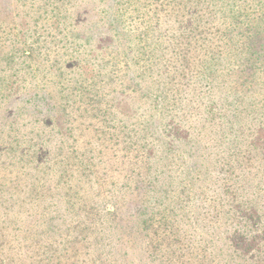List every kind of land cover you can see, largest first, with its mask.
<instances>
[{
    "label": "rangeland",
    "instance_id": "374dc122",
    "mask_svg": "<svg viewBox=\"0 0 264 264\" xmlns=\"http://www.w3.org/2000/svg\"><path fill=\"white\" fill-rule=\"evenodd\" d=\"M89 1L74 8L71 22L87 48L128 63L104 87L116 90L109 91L116 120L119 108L131 118L130 130H140L141 143L152 147L148 169L138 175L130 163L104 169L107 156L98 148L118 138L92 129H79L81 156L72 154L54 73L21 65L29 30L42 50L37 61L46 64L49 44L39 28L50 21L44 11L41 20L28 11L29 0H0V77L10 88L0 92L3 264H160L150 258L152 243L141 230L148 220L161 227L156 232L164 246L172 233L171 249L184 253H175L176 260L167 255L168 264H205L203 258L206 264H264V26L253 27L250 11L230 6L241 0H206L197 7H210L213 15L175 40L178 25L192 17L180 7L161 32L166 64L159 73L151 64L136 68L142 56L131 50L115 13L126 0ZM197 1L204 0H188ZM24 79L35 85L23 90ZM124 174L129 179L121 183ZM226 179L228 194L218 190ZM216 224L229 231L232 247L218 244ZM240 226L244 231L233 236ZM255 251L258 259L250 257Z\"/></svg>",
    "mask_w": 264,
    "mask_h": 264
},
{
    "label": "trees",
    "instance_id": "16d2710c",
    "mask_svg": "<svg viewBox=\"0 0 264 264\" xmlns=\"http://www.w3.org/2000/svg\"><path fill=\"white\" fill-rule=\"evenodd\" d=\"M19 1L23 5H27L26 0ZM83 1L29 0L30 3L27 5V10L34 14L38 12L40 20L44 11L45 19L50 21L48 26L39 28V31H41L40 37L43 38L42 43L46 44L48 42L49 46L46 49V55L42 58L46 64L37 61L42 50L39 45L32 42L35 36L29 30L23 42L27 46L22 54L24 59L21 61V65L26 68L30 67L35 72L44 71V75H47L49 72L54 73L52 80L56 82L57 92L55 94L60 102L58 116L64 119L61 124L62 127H65V132L70 133L72 136V154L75 157L81 156L78 155L79 129H92L91 131L99 135H115L118 139L115 138L111 146L105 145L103 148H98L100 155L107 156L106 160H104V164L107 166L104 169L109 168L110 164L120 165L122 163H130L131 166L137 165L136 175H138L141 168L147 171L152 147L147 142L141 143L140 140L145 139V137L142 136L141 131L138 129L130 130L132 126L130 122L131 118L127 113L120 116L121 109L119 108L117 109L119 120H116L115 115L117 113L114 112V104L110 98L111 94H109V91L116 90L104 87V84L111 85L114 83L115 75H119L122 70L124 71L128 63L122 58L121 64V61L114 60L115 58H120L119 56L106 53L105 51H98L93 46L87 48L88 45H84L86 43L77 38L71 21L74 18V8L77 9L78 6L82 5ZM216 1H221L222 5H228L230 0L226 2L225 0ZM241 1L243 3L239 5L234 3L230 6L232 8L235 7L239 11L241 8L250 11L252 18L249 21L253 27L264 26V0ZM205 2L206 0L189 4L188 0H126L124 3H121L115 12L116 17L121 19L122 24L129 33L128 39L131 50L134 54L142 56V59H137L136 68L143 69L145 68L144 64H151L152 71L158 70L160 73L164 70L166 48L161 38L163 27L171 17L177 15V11L182 7L185 11L190 12L192 17L186 20L187 24L180 23L178 25L173 38L181 40L189 37L195 31L197 23H203V18L209 19L213 15L211 12L212 8L207 7L201 10L197 7ZM260 6H263V8H260ZM217 35H220V32ZM221 39L222 37H219V42ZM24 55L28 56L24 57ZM103 74L110 77L107 78V82L99 80V77H103ZM157 77L161 79V77ZM18 79L19 76L16 75V83ZM8 81L9 79L6 76L0 77V92L10 89ZM121 81H126L125 75H122ZM262 83L264 84V78ZM23 85V90H25L26 87H33L35 84L32 81L29 82L27 79H24ZM85 114L89 116L85 117ZM85 118L86 120H84ZM89 118L97 120V124H92ZM59 126L61 125L59 124ZM108 138V141H112L113 139L112 136H108ZM99 162L102 163L101 159ZM90 167L94 168L92 164ZM64 168L66 169V166ZM117 170V168L113 169V171ZM132 174L133 171L128 175L131 176ZM125 176L126 178L120 180L121 183L128 181L129 178L127 179V175L124 174L123 177ZM218 190H221L224 194H228L229 186L227 179L223 181L222 186ZM215 214L218 215V212H215ZM221 220L219 218L217 223ZM224 220L228 223L230 218H225ZM170 224V222L164 223V229L170 226ZM160 229L159 225L154 226V223L150 220L144 221L141 226L144 237L148 240V243H152L153 249L150 253V258L158 259L160 264H168L167 255L171 257L170 253H173L174 258V254L178 253L181 255L178 257L181 258L184 253L180 248L171 249L176 246L173 244L176 243L174 234L172 235L171 233L174 228L168 227L167 229L171 233V240L165 244L167 246H164V241L160 240V236H164L162 232H156V230ZM243 229L244 227L240 226L239 230L233 233V236H235L236 232L237 234L242 233ZM212 231L220 246L232 247L229 244L232 241L229 231L223 232L219 224H216ZM191 245L187 244L185 249L189 251ZM202 248L206 249L207 247L203 246ZM197 251L196 249V253ZM202 253H205L204 250ZM259 255L260 253L255 251L250 254V257L258 259ZM174 259L176 260V258ZM6 260L7 254L3 251L2 245H0V264H3ZM186 261L191 262L192 260ZM203 261L206 264L208 259L203 258Z\"/></svg>",
    "mask_w": 264,
    "mask_h": 264
}]
</instances>
